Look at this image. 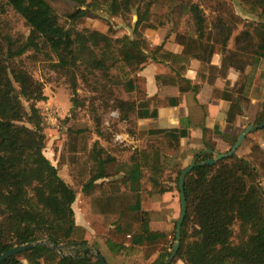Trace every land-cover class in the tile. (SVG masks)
I'll use <instances>...</instances> for the list:
<instances>
[{
    "label": "trees",
    "instance_id": "trees-1",
    "mask_svg": "<svg viewBox=\"0 0 264 264\" xmlns=\"http://www.w3.org/2000/svg\"><path fill=\"white\" fill-rule=\"evenodd\" d=\"M64 1L74 10L66 14L68 24L60 25L61 31L72 39L62 62L51 54L54 50L51 40L57 35L52 29L43 30L44 25L58 18L52 0H0V254L17 245L13 241L14 235L26 233H30L28 241L31 242L47 239L50 243L61 244L69 241L82 249L78 251V257L61 255L48 243L36 244L1 264H101L97 257L83 253L92 244L87 237L88 228L77 220L72 201L77 192L127 196L117 215L111 219L105 217V222L113 226L116 234L128 239L126 244V241L116 242L109 238L108 245L113 253L121 250L130 255L136 247L155 245L168 235L163 229L153 228L154 213L144 209L143 201L148 194L156 196L173 191L174 183L180 191L182 171L192 162L171 166L164 148L179 151L182 138L190 137L191 131L188 127L139 131L137 119L160 116L158 96L148 97L140 85L137 86L141 95L138 102H129L116 94L118 87L133 81L132 78L137 80L138 73L150 61L161 58L170 65L171 72L157 75L159 86H177L182 94H199L203 84L186 76L192 61H201L202 70L206 71L214 68L212 61L217 50H223L222 69L232 66L240 72L235 84L228 79L223 92L216 89L217 94L222 93L231 101L228 122L234 124L239 115L251 109L255 110L252 123L264 122V0H242L252 17L241 22L243 28L235 37L233 49H230L233 28L227 20L218 19L226 31L221 45H218L209 37L208 19L202 4L187 0L188 29L179 30L174 35L175 41L183 46L180 53L163 46L150 50L143 28L158 26L152 19V2ZM103 4L107 5L112 16H120L128 23L136 17L132 24L129 23L132 34L115 40L100 29L78 27L79 18ZM143 5L145 11L141 10ZM11 11L24 20L25 31H12L6 16ZM173 32L170 30L167 38ZM240 54L249 56V61L243 63L238 58ZM41 57L70 77L74 91L72 112L65 121L67 142L76 145L79 152L77 164L71 168L72 183L67 189L74 195L71 198L62 186L61 168L45 152L48 127L38 102L48 99V95L28 64L29 58L37 61ZM97 71L102 72L101 80L96 79ZM79 77L92 86L89 97L78 94ZM253 99L259 102L253 104ZM98 100L105 104V112L119 110L118 123H125L126 131L136 138L153 140L139 151L142 168L146 171V185L150 188L130 191L129 175L106 176L104 154L107 148L102 140L110 141L112 136L106 132L111 129L103 124L96 104ZM24 102L29 103L31 113ZM169 103L177 105L178 97H169ZM84 106H88L91 121L81 116L79 109ZM23 122L30 125H23ZM258 130L264 128H256L254 132ZM203 132L205 146L194 154L198 161L214 156L205 152V148L217 149L212 130L204 125ZM94 133L98 135L95 140ZM171 169L175 170L176 179L168 178ZM263 174L264 147L259 143L252 145L248 155L236 152L214 164L195 167L186 178L187 215L182 227V243L174 261L182 260L185 264H264ZM171 254V248L164 246L153 264H165ZM174 261L172 264L177 263Z\"/></svg>",
    "mask_w": 264,
    "mask_h": 264
},
{
    "label": "rangeland",
    "instance_id": "rangeland-1",
    "mask_svg": "<svg viewBox=\"0 0 264 264\" xmlns=\"http://www.w3.org/2000/svg\"><path fill=\"white\" fill-rule=\"evenodd\" d=\"M199 1L203 8L206 11L207 19H208V32L211 40H214L218 45H221V38L225 34V27L221 23L218 22L219 18H225L229 25L233 28V36L230 40V48H233L235 43L236 35L243 28L242 21L244 19L252 17L249 13H247V9L245 7V3L242 0H194ZM55 8L58 12V18L53 19L51 23H48L43 26V30H53L57 37H54L51 40L52 46L54 50H51L52 57L55 60L62 61V56L69 52V48L72 43V39L68 38L63 31L60 29V25H67L68 22L66 14L70 11L74 10L70 4H67L64 0H52ZM144 4L146 2L151 3V11L153 16V20L158 26L166 27L170 30H173L176 34L177 31H185L188 29V8L185 5L187 0H143ZM96 8V7H95ZM141 10L145 11L146 6L143 5ZM8 20H10V27L13 32H22L25 31L27 26L25 25L24 20L15 12H9L7 15ZM136 20V17L133 18V21H129L130 24ZM127 21L123 20L120 16H112L108 10L107 5H100L97 9H91V11L78 19L77 25L79 28H97L106 32L113 36L116 40L117 37L121 38V36L125 34H132L133 29L132 26ZM237 23V25H236ZM157 26V27H158ZM152 28V27H151ZM147 27H144L143 31L149 34V29L146 30ZM43 57V56H42ZM41 57V58H42ZM39 59L37 61L28 59V64L31 66L34 71L35 77L42 84L46 94L48 95V99L38 102L39 107L42 110V113L45 116L46 124H47V134H48V142L45 152L47 156L54 162V164L58 165L61 168L62 172V186L67 190L72 183V169L77 164L78 160V148L76 145L68 144L67 142V125L66 118H68L72 112V95L73 88L70 77L66 75L63 71H58L52 67L51 62L45 60L44 58ZM238 58L243 62L247 63L249 61V56L244 54H240ZM121 61V60H120ZM118 61V62H120ZM120 63H118L119 65ZM98 76L97 80H101L103 77L101 71H97ZM133 81L128 82L124 87L132 92L135 86H138L137 80L133 79ZM92 86L86 84V82L82 78H78V94L82 97H89L92 94ZM27 103V102H26ZM29 104V103H28ZM48 104L53 105L57 111H47L46 107ZM87 104L89 102L87 101ZM86 104V105H87ZM97 106H99L100 112L102 114L103 120L105 115L109 112H105V104L102 100H98L96 102ZM81 116L86 117L88 121H91V117L89 115L88 106L81 107L79 109ZM23 125L29 126L30 124L27 122H23ZM104 124V123H103ZM3 128V127H2ZM125 125L116 122L114 130H125ZM5 130V128H3ZM107 130V129H106ZM109 131V132H108ZM108 135L112 136L110 141L103 142L104 145L107 146L109 150L116 149L118 151H127L121 149L122 147L118 146L114 142V135L111 130L106 131ZM112 133V135H111ZM98 135L93 134V140L97 139ZM113 139V140H112ZM140 143H137L136 146L131 145L130 149H138L143 145L142 138H138ZM92 140V141H93ZM129 150V149H128ZM167 153V161L171 159L172 152L166 151ZM108 157H111L110 155ZM107 158V157H106ZM186 165V164H184ZM108 176V175H106ZM110 176V175H109ZM168 178H175V170L171 169L168 173ZM264 179V174H263ZM68 191V190H67ZM70 198L74 196L70 191ZM173 195L168 194L166 197L161 200L162 206L159 211H156L157 217V225L158 227L168 226V235L161 239L159 243L150 248V247H139L132 255H127L124 253L121 254H113L112 251L103 244V252L106 255L109 264H151V262H142V251H149L150 249L155 252H160L163 246H168L173 251V246L176 241L175 232H176V224L179 221L182 212L181 206V196L180 191L178 190L176 183H174ZM126 195L117 194L114 196H106V195H86L83 192H77L75 197H72V201L74 208L76 210L78 216V222L85 225L89 233V242L91 243L92 236L91 233L93 230L99 225V221L105 222L106 218H112L117 215V212L121 210L123 207V203L127 200ZM91 205V207H90ZM160 205V204H158ZM93 212L94 214H92ZM104 215V219H103ZM106 215V216H105ZM99 216V217H98ZM107 234L112 235L111 232L106 231ZM30 233L26 234H16L13 236V241L17 244L20 243H28V238ZM88 236V235H87ZM120 241H128L123 237H119ZM39 241L47 242L55 251L59 254H70L73 256H78V251L82 249V247H76L74 244H71L69 241H65L61 244L50 243L47 239H41ZM92 244V243H91ZM56 246V248H54ZM94 245H88V247H93ZM86 250V249H85ZM85 253V251L83 252ZM89 254V253H88ZM92 256H96L95 253H90ZM176 259L174 262H176Z\"/></svg>",
    "mask_w": 264,
    "mask_h": 264
},
{
    "label": "crops",
    "instance_id": "crops-1",
    "mask_svg": "<svg viewBox=\"0 0 264 264\" xmlns=\"http://www.w3.org/2000/svg\"><path fill=\"white\" fill-rule=\"evenodd\" d=\"M148 29L152 31L149 32V34L145 32L150 50L152 48L163 46L164 48L177 53L182 52L183 46L175 41V33L167 38L170 31L168 28L158 26L157 28L147 27L146 30ZM234 47L235 46H233V48ZM224 55V51L218 49L212 61L214 68H209L206 71L202 70L203 64L201 61L197 59L192 61L186 76L192 79L194 82H201L203 84V88L199 94L194 92L182 94L177 86H159L156 78L157 75L160 73L171 72L170 65L161 58L147 63L144 69L141 70L137 75V82H140L138 85H140L145 90L146 95L148 97L158 96L160 100V116L158 118L137 119L138 130L140 131L163 127H188L191 131L190 137L182 138L181 148L179 151H174L168 147L164 148L165 151L172 152L171 159L167 161L171 166H174V164L179 162L182 164H188L195 160L194 154L196 150L202 149L205 146L203 132L204 125L208 126L212 130L213 139L217 142V149L213 150L225 152L233 146L234 140L239 135V133L244 131L245 128L253 122L255 110L252 109L244 115H239L234 124L228 122L227 120L231 101L222 93L217 94L216 89L222 90L223 92L228 79L231 80L233 84H235L240 77V72L232 66L227 70L222 69ZM137 89V86H135L133 91L129 92L127 88L120 86L116 89V94L118 97H121L129 102H138L141 95ZM171 96L178 97L177 105H170L169 97ZM258 102V99H253V104H257ZM120 123L125 125V123ZM254 130L247 136L238 149L237 152L240 155H248L254 143H259L264 147V130H258L255 132ZM141 138L143 145L137 147L138 149H129L127 151H118L116 149L109 150L107 146L104 145L107 148V151L104 154V158L107 160L104 165L105 174L108 176H121L125 174L129 175L130 191H142L144 188H150V185H146V171H144L142 168L139 151L140 148L146 146L148 141L153 142V140H146L145 137ZM103 142L105 141L102 140V143ZM138 143H140V140ZM109 155L111 157H108ZM168 194L173 195V192L170 191L156 196H151L148 194L143 201L144 209L150 210L154 213L152 216L153 228L163 229L167 233L169 232L168 226H156L157 217L155 214L156 211H159L162 206L161 200H163ZM91 213L94 214L93 212ZM99 219L100 218H98L97 223L99 227L97 226L91 233V243L95 246L98 244L100 250L105 252L102 247L103 244L109 248L108 239L111 238L116 242H120V240H118L120 235L116 234L112 230L113 226L110 223H104V221H99ZM106 231L111 232L112 235L107 234ZM89 233L90 231L88 230V239ZM126 242V244H128V241ZM158 243L155 245L143 244L139 247L152 248ZM139 247H136L134 250H132L130 255H132L133 252H135V250H137ZM160 252H155L151 249L149 251H142L141 261L151 262V264H153L159 257ZM121 253L123 252L120 250L113 254L117 255ZM176 264L185 263L182 260H178Z\"/></svg>",
    "mask_w": 264,
    "mask_h": 264
},
{
    "label": "water",
    "instance_id": "water-1",
    "mask_svg": "<svg viewBox=\"0 0 264 264\" xmlns=\"http://www.w3.org/2000/svg\"><path fill=\"white\" fill-rule=\"evenodd\" d=\"M24 104L27 108V111L31 113L30 105L26 102H24ZM256 128H264V122L259 123V124L252 123L248 125L245 128V130L239 134L237 141L229 150L225 152H219L218 150H213L211 148L205 149V152L213 153L214 156L204 161H198V159H195L194 161H192L191 164H189L183 169L182 174L180 176V180H179V186H180V191H181V201H182V212H181V216L179 218V221L176 227V241L174 243V248H173L172 254L169 257H167L165 264L173 263L174 259L176 258L178 254L181 243H182V227H183L185 217L187 215V199H186V194H185V183H186L187 175L197 166L214 164L219 159L229 157L233 155L234 153H236L238 149L240 148V146L242 145V143L244 142V140L247 138V136ZM46 243L47 242L45 241H38V242H28V243H23V244H17L15 246H12L11 248L5 250L2 254H0V264L4 260L10 258L11 256L17 255L25 250H28L34 247L36 244H46ZM54 248H56V246H54ZM92 252L96 254L101 264H109L106 256L103 254V252L100 250L98 246L94 245L93 247H88L85 250L86 254L92 253ZM63 255H66V254H63Z\"/></svg>",
    "mask_w": 264,
    "mask_h": 264
},
{
    "label": "built area",
    "instance_id": "built-area-1",
    "mask_svg": "<svg viewBox=\"0 0 264 264\" xmlns=\"http://www.w3.org/2000/svg\"><path fill=\"white\" fill-rule=\"evenodd\" d=\"M46 110L57 111V109L51 104L47 105ZM119 119H120V112L117 109L110 110L104 117L105 126L113 131L115 144L122 148H130L132 147L131 145L136 146L137 143L139 142V139L136 138L135 135L131 134L126 130H116V131L114 130V124L116 122H119Z\"/></svg>",
    "mask_w": 264,
    "mask_h": 264
}]
</instances>
